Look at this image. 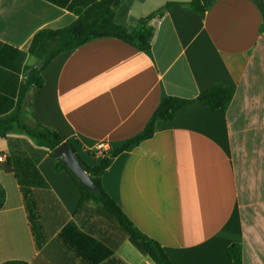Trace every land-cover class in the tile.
<instances>
[{
    "label": "crops",
    "instance_id": "obj_1",
    "mask_svg": "<svg viewBox=\"0 0 264 264\" xmlns=\"http://www.w3.org/2000/svg\"><path fill=\"white\" fill-rule=\"evenodd\" d=\"M189 1L119 0L116 22L151 32L150 48L103 37L61 53L43 70L44 86L30 89L23 120L55 130L95 164L99 143L116 150L137 136L163 98L234 87L227 112L193 101L158 120L151 139L114 158L103 187L174 264H233V244L242 245L243 264H264V0H217L203 14ZM54 2L0 0V118L16 109L27 69L39 66L28 52L34 35L76 19ZM0 155L13 163L0 168V264H33L30 222L47 249L68 224L81 230L89 213L76 212L80 190L56 171L57 158L18 129L0 139ZM117 255L153 264L130 241ZM38 264L52 263L41 256Z\"/></svg>",
    "mask_w": 264,
    "mask_h": 264
},
{
    "label": "trees",
    "instance_id": "obj_2",
    "mask_svg": "<svg viewBox=\"0 0 264 264\" xmlns=\"http://www.w3.org/2000/svg\"><path fill=\"white\" fill-rule=\"evenodd\" d=\"M54 1L56 5L73 12L76 19L65 28L42 29L32 38L28 52L38 58L40 63L38 67L27 69L16 109L0 118V139H6L8 134L18 129L22 134L33 139L40 148L46 149L50 153L60 144L66 143L78 156L97 189L92 192L80 184L63 162L57 158L56 171H66L80 190V200L76 212L80 213L85 210L89 215L81 230L72 224L62 228L47 249H42L40 239L34 231L32 222H30L36 247L39 251V255L35 258L33 264H38L41 256L47 257L52 264H84L87 260L90 262L89 264H128L117 255L118 249L125 241H130L153 264H174L162 245L143 233L107 193L103 187V175L115 157L142 141L151 139L155 133L158 120L171 121L177 112L186 108L193 101H199L211 110L227 112L235 97L236 89L232 86L214 83L195 99L174 96L163 98L141 133L124 142L116 150L110 148L108 151L102 152L99 161H96L95 164H89L78 154L74 145L63 139L55 130L38 122L33 126L24 123L23 117L29 91L32 87L42 88L44 86L43 70L61 53L77 49L90 40L103 37L117 38L142 51H146L150 48L152 33L137 35L130 26L118 24L115 17L119 0ZM216 1L190 0L189 5L195 13L203 14ZM172 4L167 3L165 7L140 20L139 23L161 16ZM89 154L96 159V151L89 152ZM0 168L13 171V163L10 159H7L0 162ZM22 190L26 197L24 188ZM4 203L5 191L0 187V209L3 208ZM60 241L63 243L55 247V244ZM228 254L233 264H243L241 244L231 245ZM6 264L28 263L7 262Z\"/></svg>",
    "mask_w": 264,
    "mask_h": 264
},
{
    "label": "water",
    "instance_id": "obj_3",
    "mask_svg": "<svg viewBox=\"0 0 264 264\" xmlns=\"http://www.w3.org/2000/svg\"><path fill=\"white\" fill-rule=\"evenodd\" d=\"M51 154L63 162L69 172L78 180L80 184L84 185L92 192L97 189L95 183L85 171L78 156L66 143H62L57 146L52 150Z\"/></svg>",
    "mask_w": 264,
    "mask_h": 264
},
{
    "label": "built area",
    "instance_id": "obj_4",
    "mask_svg": "<svg viewBox=\"0 0 264 264\" xmlns=\"http://www.w3.org/2000/svg\"><path fill=\"white\" fill-rule=\"evenodd\" d=\"M95 149H96L98 152L102 153V152H106V151H108V150L110 149V147H109V145H108L107 143L102 142V143H99V144L95 147ZM4 160H5V158H4L3 156L0 155V162H3Z\"/></svg>",
    "mask_w": 264,
    "mask_h": 264
},
{
    "label": "rangeland",
    "instance_id": "obj_5",
    "mask_svg": "<svg viewBox=\"0 0 264 264\" xmlns=\"http://www.w3.org/2000/svg\"><path fill=\"white\" fill-rule=\"evenodd\" d=\"M84 222L82 221L81 224H83Z\"/></svg>",
    "mask_w": 264,
    "mask_h": 264
}]
</instances>
